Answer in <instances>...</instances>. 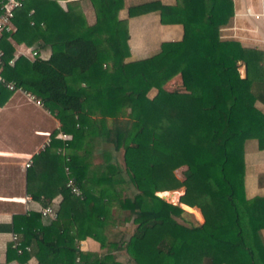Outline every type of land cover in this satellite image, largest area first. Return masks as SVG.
I'll list each match as a JSON object with an SVG mask.
<instances>
[{
    "label": "trees",
    "instance_id": "1",
    "mask_svg": "<svg viewBox=\"0 0 264 264\" xmlns=\"http://www.w3.org/2000/svg\"><path fill=\"white\" fill-rule=\"evenodd\" d=\"M91 2L92 25L57 0H25L15 10L11 35L50 45L47 59L19 57L11 66L8 33L1 39L5 78L40 99L70 134L62 140L54 130L26 169L27 195L55 217L34 209L14 215L18 246L7 252L25 264H264V194L247 195L244 153L251 139L264 148V52L219 37L233 1L129 5V17L156 12L162 24L183 27L181 39L142 57L130 56L127 27L117 21L124 1ZM177 74L180 87L167 90ZM12 93L0 83V106ZM94 137L110 146L97 149L103 160L92 165L83 144ZM175 189L184 190L176 204L157 195ZM179 203L204 221L183 219ZM87 235L102 255L79 249Z\"/></svg>",
    "mask_w": 264,
    "mask_h": 264
},
{
    "label": "crops",
    "instance_id": "2",
    "mask_svg": "<svg viewBox=\"0 0 264 264\" xmlns=\"http://www.w3.org/2000/svg\"><path fill=\"white\" fill-rule=\"evenodd\" d=\"M123 1L124 7L118 11L117 21L125 23L127 27L129 34L127 45L131 57L148 55L156 51L163 41H173L182 38V25L179 23L162 24L159 19V14L156 12L135 17L128 16L127 7L129 5L150 0ZM159 1L165 5L179 4V0ZM232 1L234 8L233 15L225 25L220 27L219 37L224 40H237L244 46L257 47L264 52V0ZM57 3L63 11H77V20H80V17L83 16L88 25H92L96 21V12L91 0H57ZM247 7H250L256 12L262 11V19L260 21H253L252 18L244 16L243 12ZM30 12H33V9H31ZM73 23L74 25L76 24L75 18ZM13 27V30L4 38L13 48L12 56L8 60L9 65L12 66L19 57H24L32 61L36 57L47 59L50 56V45H43L40 40H34L30 43L16 41L11 35L15 29L14 24ZM2 37H4V35ZM29 48L35 49L37 55L32 56ZM177 76L181 79L179 74L173 77ZM173 77L171 79H173ZM156 92L157 89L152 87L147 95L151 98ZM59 128L60 121L55 112H51L45 108L44 105L38 106L20 91L13 92L8 100L0 106V179H2L3 163L10 164V169L17 172L16 165L19 163V160L24 166L25 159L28 155L34 153L42 141L54 130L58 131L56 135L57 138L62 140L69 139L70 136L66 139L59 136ZM23 134L28 136H22ZM92 139L91 142L83 144V150H91L92 153L85 156V161L95 165L102 161L101 159L98 161L93 159L100 156L97 154V149L108 146L105 144V146H102L103 143L98 141L95 137ZM21 142H26V145H22ZM33 143H37V145L34 147ZM21 148H30L31 152L19 150ZM83 150L80 151L79 149L78 152L84 153ZM244 153L246 162L245 188L247 195L251 197L256 194H264V148L259 149L257 141L251 139L245 143ZM26 169L25 167L23 168L22 193L17 192L15 184L17 181L16 176L10 178L15 184L14 188L11 184L9 191L4 193L0 188V264H25L16 259L13 251L7 252L8 245L13 243V236L15 235L12 229L13 216L27 213L31 209L41 211V209L44 208L39 201L32 200L26 193ZM57 226H61L60 229H64L66 221L61 220ZM262 235L264 239V229L262 230ZM77 246L82 251L102 255L100 242L92 236L87 235L78 240ZM27 264H37L36 258H30Z\"/></svg>",
    "mask_w": 264,
    "mask_h": 264
},
{
    "label": "built area",
    "instance_id": "3",
    "mask_svg": "<svg viewBox=\"0 0 264 264\" xmlns=\"http://www.w3.org/2000/svg\"><path fill=\"white\" fill-rule=\"evenodd\" d=\"M25 0H0V83L6 87L7 89L15 92V91H20L22 92L29 100L32 102L36 103L38 106H42L43 102L38 99L34 94L24 90L20 86H16V81L14 79H6L5 76L3 75V69H4V50L1 46V37L5 33H10L13 30V22L12 19L14 17L15 10L23 5ZM31 14V12L29 13ZM243 15L249 18H252L253 21H260L263 17L262 11H253L250 7H247L245 11L243 12ZM32 23V22H31ZM30 53L32 56L37 55V51L35 49L29 48ZM11 62V61H10ZM59 136L63 139H66L70 136V134L62 131L59 128ZM51 142V134L47 136L38 149L25 159L24 162V167L28 168L29 166L32 165L33 163V155L39 153L41 150H44L46 147L49 146ZM66 171L68 172V168H65ZM66 186L69 188L70 192L73 193L74 195L81 197V191L80 189L74 184L73 179L69 178ZM41 213L43 215H49L51 217H55V214L50 206L44 207L41 209ZM13 246H18V243L16 242V235L13 236ZM20 251V249H17Z\"/></svg>",
    "mask_w": 264,
    "mask_h": 264
},
{
    "label": "rangeland",
    "instance_id": "4",
    "mask_svg": "<svg viewBox=\"0 0 264 264\" xmlns=\"http://www.w3.org/2000/svg\"><path fill=\"white\" fill-rule=\"evenodd\" d=\"M109 64V63H108ZM105 64L104 68H105V74L102 75V79L103 80H107L109 78V75L112 73V69H111V66L110 64ZM240 73L242 75H244V68L243 66L240 67ZM181 77V76H180ZM180 83H181V79L179 78V76L177 77H173V79L169 80L166 84H165V87L168 89V90H173V89H177L178 87H180ZM22 136H28L26 134H23ZM97 142V141H96ZM22 145H26V142H21ZM34 147L37 145V143H33ZM106 146H108L107 144H105ZM104 144L102 146H105ZM110 146V145H109ZM108 146V147H109ZM19 150H22V151H25V152H31V149H26V148H21ZM119 155H121V152L118 153ZM120 158V157H119ZM95 161H98L99 159L103 160L102 157L100 156H97L95 158H93ZM22 162V161H21ZM10 164H6V163H3L2 165V179H0V188H1V191L4 193V192H8L9 189L11 188V184H12V187L14 188L15 187V184H16V189H17V192L18 193H22L23 192V182H22V177H23V164L20 163V160H19V163L16 165V168H17V172H15L14 170H11L10 169ZM17 173V174H16ZM179 170L177 171V174H179ZM13 176H16L17 177V181L15 182V184L13 183V181L10 180V178ZM173 191V190H171ZM177 194H178V197L176 200H171L169 199L168 195L170 194V192L168 193H160L161 195H165L166 196V199L167 201H174L176 203L179 202V197L183 194L184 190L183 189H175L174 190ZM172 203V202H171ZM180 204V203H179ZM183 219L185 220H188V221H194L196 218L194 217L193 214L189 213V212H185L183 214ZM197 220V219H196ZM199 222H203L204 220L203 219H199L197 220Z\"/></svg>",
    "mask_w": 264,
    "mask_h": 264
},
{
    "label": "water",
    "instance_id": "5",
    "mask_svg": "<svg viewBox=\"0 0 264 264\" xmlns=\"http://www.w3.org/2000/svg\"><path fill=\"white\" fill-rule=\"evenodd\" d=\"M157 195L160 196V197L163 198V199H166V196H165V195H161L160 193H157ZM170 202L176 204V202H174V201H170ZM179 205H180L185 211H187V212L193 214L194 217H195L197 220H199V217L197 216V212H196L193 208H191V207H185V206H182L181 204H179Z\"/></svg>",
    "mask_w": 264,
    "mask_h": 264
},
{
    "label": "bare ground",
    "instance_id": "6",
    "mask_svg": "<svg viewBox=\"0 0 264 264\" xmlns=\"http://www.w3.org/2000/svg\"><path fill=\"white\" fill-rule=\"evenodd\" d=\"M169 199L171 200H176L178 197V194L176 192H170V194L168 195Z\"/></svg>",
    "mask_w": 264,
    "mask_h": 264
}]
</instances>
